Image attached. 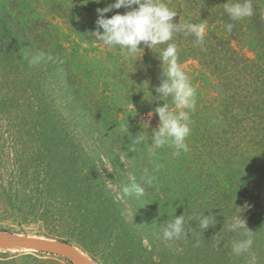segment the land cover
Here are the masks:
<instances>
[{
    "label": "rangeland",
    "instance_id": "rangeland-1",
    "mask_svg": "<svg viewBox=\"0 0 264 264\" xmlns=\"http://www.w3.org/2000/svg\"><path fill=\"white\" fill-rule=\"evenodd\" d=\"M162 2L173 9L183 0ZM35 7L50 29L47 39L59 38L72 61L69 68L50 46H42L40 63L32 61L41 52L25 51L23 44L0 52V229L67 240L97 264H249L253 258L264 264V183L251 178L242 186L241 177L230 179L220 131L225 118L212 114L218 108L210 104L217 93L211 83L196 81L201 112L190 111L187 151L177 156L170 145L156 148L152 137L161 122L146 106L143 77L149 54L158 49L130 56L119 46L88 43L44 0ZM260 12L264 23V5ZM209 31L229 35L219 22L206 23ZM232 45L251 56L245 42ZM180 66L188 73L198 69L194 60ZM229 183L235 188L227 196ZM133 184L144 188L142 196L122 194ZM238 211L254 232L251 248L240 255L232 247L242 230H228ZM201 213L213 218L204 230ZM181 214L187 235L165 240V225ZM0 264L72 263L0 249Z\"/></svg>",
    "mask_w": 264,
    "mask_h": 264
},
{
    "label": "trees",
    "instance_id": "trees-1",
    "mask_svg": "<svg viewBox=\"0 0 264 264\" xmlns=\"http://www.w3.org/2000/svg\"><path fill=\"white\" fill-rule=\"evenodd\" d=\"M35 2L38 0H0V52L8 55L13 48L18 49L23 44L25 51L42 53V46H50L54 52H61V57L70 68L72 58L68 62L59 38L56 37L53 41L47 39L50 33L48 24L40 19L39 13L35 11ZM44 2L50 12L69 23L71 30L88 43H92L99 42L93 34L98 18L97 9L108 6L114 0ZM227 2L235 3L236 0H183L176 2L172 10L177 12L173 18L174 23L219 22L229 31L228 38L209 31L205 33L204 43L198 45L193 35L182 31L175 33L173 41L169 43L174 42L177 45L180 65L189 60L196 61L197 72L192 70L188 73L182 68L190 76V83L198 89L196 81L202 84L209 81L211 87L217 91L216 95L211 97L210 104L216 102L218 108L212 109V114L218 115L219 112L225 118V128L220 131L224 134L228 146L230 179L233 181L241 177L239 184L242 186L251 178L264 183V23L260 12L264 0H251L253 14L239 20L229 17L225 11ZM125 11L124 8L114 9L105 15L110 18L116 12ZM228 25H232L230 30ZM40 30L44 34L35 38ZM232 41L245 42L251 56L241 53L232 45ZM53 42L58 43L52 45ZM166 46L167 44L157 45L152 49H158V52L149 54V67L144 71L143 85L147 87L144 96H148L145 97L146 106L153 110L165 103L174 104L171 96L162 98V94L156 91L167 79L160 59V53ZM133 100L138 98L133 97ZM199 112L201 111L196 108L192 110L195 114ZM230 183L226 191L227 196L232 195L235 188L234 184Z\"/></svg>",
    "mask_w": 264,
    "mask_h": 264
},
{
    "label": "clouds",
    "instance_id": "clouds-1",
    "mask_svg": "<svg viewBox=\"0 0 264 264\" xmlns=\"http://www.w3.org/2000/svg\"><path fill=\"white\" fill-rule=\"evenodd\" d=\"M99 2V0H97ZM124 8V13L116 12L110 18L106 13L114 9ZM225 11L232 20H239L253 14L251 0H236L235 3H225ZM98 18L96 20V30L94 35L97 41L108 47L119 46L121 51H126L128 55L135 56L142 54L144 48L153 49L157 45L167 44L160 53L163 63L164 74L167 79L156 89L162 94V98L172 97V102L177 109L176 112L170 110L165 103L155 109L159 116L161 126L153 134V146L156 148L170 145L176 149L174 155H179L180 150L187 151L186 137L190 133V111L196 106V88L190 83L189 77L178 63L177 45L173 41V36L177 32H185L196 38V43L202 45L206 33V23H174L173 18L177 12L172 10L162 0H114L104 8L97 9ZM232 25H228L229 30ZM100 29L103 31L101 32ZM143 45V47L141 46ZM45 54L40 53L33 58V63H40L44 60ZM51 59V57H47ZM122 130L127 134L128 126H122ZM142 140L138 138L136 142ZM154 177H150L148 182ZM135 192L137 196L144 194V188L133 184L131 187L125 186L122 189L123 195H130ZM118 193V197H119ZM236 206V205H235ZM236 209H244L237 207ZM244 211L234 214L232 222L228 225L229 231L242 230V239L234 242L232 251L236 255L246 253L253 244V231L247 226L246 219L242 216ZM211 216L199 217V228L207 229L212 221ZM185 217L183 214L168 222L163 230L165 240H178L187 235L185 228ZM200 239L197 238L196 246H199ZM249 264H255V259H251Z\"/></svg>",
    "mask_w": 264,
    "mask_h": 264
},
{
    "label": "water",
    "instance_id": "water-1",
    "mask_svg": "<svg viewBox=\"0 0 264 264\" xmlns=\"http://www.w3.org/2000/svg\"><path fill=\"white\" fill-rule=\"evenodd\" d=\"M0 249L35 251L61 256L72 264H97L91 257L67 240L45 238L0 229Z\"/></svg>",
    "mask_w": 264,
    "mask_h": 264
}]
</instances>
